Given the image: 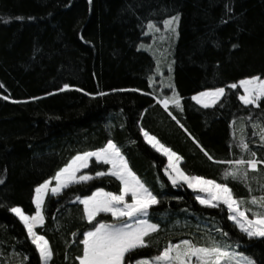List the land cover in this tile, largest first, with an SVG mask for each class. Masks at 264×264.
Wrapping results in <instances>:
<instances>
[{"label":"trees","instance_id":"trees-1","mask_svg":"<svg viewBox=\"0 0 264 264\" xmlns=\"http://www.w3.org/2000/svg\"><path fill=\"white\" fill-rule=\"evenodd\" d=\"M172 16L179 17L178 36L159 61L172 63L173 77L164 79L174 88L158 82L153 57L139 47L149 21ZM251 75L264 78V0H0V264H41L10 207L33 214L38 183L78 152L94 151L109 139L159 200L147 219L160 227L145 238L147 246L126 254L129 264L181 239L232 243L264 264V238L247 237L228 219L226 207L201 205L186 184L174 187L164 174L165 157L140 132L143 127L182 155L189 174L227 182L247 207L259 210L250 201L264 196V163L248 170L247 181H225L229 165L218 162L264 161V100L259 107L244 105L239 86L230 87ZM214 87L226 90L216 105L205 108L192 100ZM174 92L182 111L159 103ZM241 138L249 150L241 148ZM107 169L92 159L83 173L93 179L46 195L44 224L34 230L53 250L49 264H79L83 232L110 220L98 214L89 222L75 201L96 188L118 193L115 177L95 176Z\"/></svg>","mask_w":264,"mask_h":264},{"label":"snow or ice","instance_id":"snow-or-ice-1","mask_svg":"<svg viewBox=\"0 0 264 264\" xmlns=\"http://www.w3.org/2000/svg\"><path fill=\"white\" fill-rule=\"evenodd\" d=\"M177 20L178 16L164 20L165 28H170ZM148 26L150 29L154 27L151 21ZM238 86L243 89V94L239 95L243 104L259 107L258 102L264 100V78L260 75H251L230 85L233 89ZM63 87L67 89L69 85L64 84ZM171 87L174 88V86ZM225 91L224 87L207 88L193 95L192 100L208 108L216 105L225 95ZM100 94L103 95V93ZM4 98L8 99V97ZM180 101L181 97L174 92L173 96H165L159 103L165 110H168L171 104L182 111L183 106ZM169 115L172 113L169 112ZM172 119L180 123L176 116L172 115ZM180 127L184 128V125L180 124ZM184 130L188 131L187 128ZM140 132L147 144L167 157L168 162L164 166V174L174 187L186 184L188 189L194 191L195 199L201 205L212 208L226 207L228 219L233 221L247 237L250 239L264 238V196L259 198L255 195L251 196L250 203L257 206L259 210L247 207V202L243 198L236 197L227 182H218L202 175L189 174L181 167V161L184 159L182 155L163 144L143 127L140 128ZM189 135L191 136V133ZM192 139L201 147L208 159L212 160L213 156L200 145L199 141L195 137ZM261 140L264 141V135L261 136ZM240 146L244 150H249V146L243 138L240 140ZM251 155L255 157L256 153L252 152ZM90 157H95L96 161L111 165L107 169V173L97 171L95 176L101 177L110 174L119 180L120 188L118 193L105 191L104 188H96L90 196H76L75 199L83 205V215L89 222L96 221L99 213H111L115 218L114 223L100 220L94 223L89 230L83 232V239L80 240L82 252L75 257L79 264H129L126 254L147 246L148 241L145 238L160 227L147 219L151 206L159 203L157 195L132 171L120 148L113 140L109 139L103 147L94 151L78 152L56 171L54 177L38 183L34 190L35 194L32 196V203L35 205L33 214H27L19 206L10 207L9 210L19 218L27 230L28 237L35 245L42 264H48L53 256V250L46 237L38 234L34 229L37 225L44 224L43 209L51 181L53 179L56 181L55 186L50 189L51 193L55 195L72 184L93 179V176L87 173L78 175L81 169L88 168ZM218 162L229 165L223 173L225 181L228 178L247 181L248 170L256 171L258 164L264 163V161L256 159L245 160L243 158ZM128 196H130V200L126 199ZM217 231L222 232L225 236L228 235L227 232H223V229H217ZM73 235L76 234L73 233ZM24 259L27 257L25 256ZM135 264H255V262L244 253L222 246L215 241L202 245L189 239H182L178 243L169 242L158 255L135 260Z\"/></svg>","mask_w":264,"mask_h":264},{"label":"rangeland","instance_id":"rangeland-1","mask_svg":"<svg viewBox=\"0 0 264 264\" xmlns=\"http://www.w3.org/2000/svg\"><path fill=\"white\" fill-rule=\"evenodd\" d=\"M169 19V18H167ZM166 20V19H165ZM154 25L153 28H149V26L147 25L146 30L144 32V37L145 40L142 41L139 45V47L148 52L154 59L155 61V66H156V73L158 74V76L160 77V79L158 80V82L160 84H162V86H167V87H171V83L167 80L165 81L164 77H166V74H170L171 77H173V65L172 63L170 64V59L168 57L163 56L162 59H165V61L170 64V65H166L164 62H160L159 58H161V55L163 54H167L168 50L170 48V43L173 41H175L177 39L178 36V24H179V17L178 20L173 23L171 25L170 28H165L164 26V21L160 22V23H152ZM159 29V30H157ZM174 29V30H173ZM162 63V64H161ZM170 69V70H169ZM173 86V85H172ZM242 90V94H243V89L240 88ZM195 95V94H194ZM193 96V95H192ZM192 98V97H191ZM241 101V100H240ZM242 102V101H241ZM243 103V102H242ZM151 146V145H150ZM160 153V152H159ZM161 155H163L162 153H160ZM165 157V156H164ZM96 160L95 157H90V160ZM166 161H167V157H165ZM98 162H102V161H98ZM168 162V161H167ZM111 165H108V168H110ZM85 169V168H84ZM107 173V172H106ZM85 174L83 173V169L80 170V172L78 173V175H82ZM110 175V174H109ZM119 181V180H118ZM56 181L54 180L53 184H50V188H49V192H51V187L55 186ZM120 183V182H119ZM96 190V189H95ZM93 190V191H95ZM92 191V192H93ZM92 192L90 194H88L89 196L92 194ZM35 194V193H34ZM126 199L130 200V196L126 197ZM76 202L79 203V201H77L75 199ZM81 204V203H80ZM82 205V204H81ZM35 206V205H34ZM83 206V205H82ZM99 214H104V215H108L110 220H107L105 222L107 223H114L115 222V218L112 217L111 213H99ZM126 219V218H125ZM141 219H143V217H141ZM231 221V220H230ZM233 222V221H232ZM234 223V222H233ZM23 224V223H22ZM235 224V223H234ZM182 240V239H181ZM180 240L172 242V243H178ZM224 246L229 247L232 250H236L238 252V246L232 243H226L224 244ZM39 254V253H38ZM40 257V256H39ZM249 258V257H248ZM251 259V258H250ZM253 260V259H252ZM40 262L42 264V261L40 259ZM49 264V261H48Z\"/></svg>","mask_w":264,"mask_h":264}]
</instances>
